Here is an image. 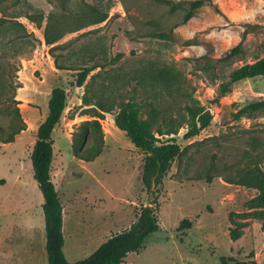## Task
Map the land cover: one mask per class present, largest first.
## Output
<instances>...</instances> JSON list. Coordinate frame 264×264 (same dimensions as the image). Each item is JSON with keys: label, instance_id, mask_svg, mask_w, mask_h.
I'll return each mask as SVG.
<instances>
[{"label": "rangeland", "instance_id": "1", "mask_svg": "<svg viewBox=\"0 0 264 264\" xmlns=\"http://www.w3.org/2000/svg\"><path fill=\"white\" fill-rule=\"evenodd\" d=\"M169 1L176 4L174 9L157 0H0V63L10 81L20 86L16 100L26 124L14 142L0 144L2 263L37 264L43 248L46 256L43 198L29 155L47 115L50 92L61 88L67 100L51 134V179L63 208L62 251L69 263L87 258L110 236L127 229L152 199L140 181L142 156L114 125L116 106L133 96L158 98V107L179 120L184 96H189L212 120L190 140L182 139L185 127L178 130L175 139L181 148L194 144L163 179L159 230L142 251L127 254L121 264H221V257L231 259L228 264H264L262 220L245 218L240 237L229 238L230 215L246 212L247 202L258 192L223 181L236 180L237 168L258 166L264 171V109L240 113L264 100V78L230 84L223 94L220 90L232 70L264 57V0H212L220 13L207 4L186 22L184 2L192 0ZM45 36L54 43L47 45ZM240 42L239 55L217 63ZM93 65L101 67L77 87L78 70ZM150 65L179 72L176 96L144 81ZM99 103L110 110L101 113ZM95 113L103 116L99 122L105 146L93 161L84 162L73 157L71 139L79 124ZM0 124L7 125L4 115ZM210 162L216 167L209 171L210 184L184 178H203ZM183 219L191 227L178 232Z\"/></svg>", "mask_w": 264, "mask_h": 264}, {"label": "trees", "instance_id": "2", "mask_svg": "<svg viewBox=\"0 0 264 264\" xmlns=\"http://www.w3.org/2000/svg\"><path fill=\"white\" fill-rule=\"evenodd\" d=\"M157 1L169 4L171 9L176 7V4L169 0ZM184 4L187 6V12L183 17V22L188 21L195 11L207 4L214 11L220 13L212 0H192L184 2ZM104 20L105 17H102L98 22ZM20 27L23 28L22 25ZM45 42L47 45H51L54 40H50L45 36ZM241 51L240 42L216 61L217 63H226L239 55ZM100 67L99 65H93L78 70L76 74L77 87L83 85L90 72ZM56 69L64 70L61 66H56ZM142 77L150 86L166 91L171 98L180 91L179 72L171 67L150 65L144 70ZM256 77L264 78V57L257 58L252 63L244 64L232 70L228 84L220 88L221 93H226L230 84ZM19 87V85H14L10 81L5 73V67L0 63V115H4L7 121L6 126L0 124V144L14 142L15 138L26 129V124L18 108L21 102L16 100V89ZM184 97L186 104L182 109L179 120L169 111L158 107V98L147 101L144 98L138 99L133 96L116 106L117 111L113 119L114 125L125 134L135 150L142 156L140 181L146 194L151 195L152 199L150 203L140 207L136 219L127 229L110 236L87 258L69 263L62 251L64 243L62 234L63 208L51 179L54 145L51 134L65 110L67 95L61 88L51 90L47 103V115L38 125L35 142L29 155L32 176L43 198L42 210L45 224L47 264H121L127 254L138 253L143 250L146 240L159 230L157 218L159 209L158 193L160 192L163 179L169 172L172 163L174 161L180 163L187 154L188 148L194 144L181 148L175 139L178 130L185 127L182 139L190 140L207 128L212 120L210 112L198 101L189 96ZM97 107L101 113H106L110 110V108H106L101 103ZM259 109H264V100L245 106L240 110V113ZM90 117L92 118L91 120H86L79 124L71 139L73 157L84 162L93 161L99 156L105 146L102 127L99 122V119L103 117L102 114L95 113ZM89 141L90 143L88 144ZM207 170L203 178L198 175L193 178L184 176V178L188 180L204 179L207 184H210L213 177L209 174V171L216 170L213 162L209 163ZM236 177V180L223 178V181L227 184L256 189L258 193L247 202L246 212L230 215L229 222L232 228L229 230V238L232 241L240 237L241 229L246 225L245 218L264 222V171L258 166L237 168ZM179 180L182 179L179 178ZM232 215H237L241 220H234ZM190 227L191 222L183 219L177 227V231L182 232ZM229 261L232 260L224 257L220 258L221 264H228ZM233 264L252 263L233 262Z\"/></svg>", "mask_w": 264, "mask_h": 264}, {"label": "crops", "instance_id": "3", "mask_svg": "<svg viewBox=\"0 0 264 264\" xmlns=\"http://www.w3.org/2000/svg\"><path fill=\"white\" fill-rule=\"evenodd\" d=\"M21 133H24V131ZM62 223H63V213H62ZM43 242H44V240H43ZM2 258H3V256L0 254V264H5V263H2V261H1ZM38 260L41 261V262H39V264H47V255L45 256L44 248H43V254H41V257L38 258ZM38 260H37V264H38Z\"/></svg>", "mask_w": 264, "mask_h": 264}]
</instances>
